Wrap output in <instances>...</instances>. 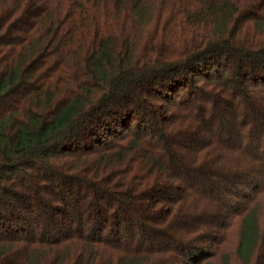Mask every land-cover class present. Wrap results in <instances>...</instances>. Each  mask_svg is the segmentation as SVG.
<instances>
[{
  "label": "trees",
  "instance_id": "1",
  "mask_svg": "<svg viewBox=\"0 0 264 264\" xmlns=\"http://www.w3.org/2000/svg\"><path fill=\"white\" fill-rule=\"evenodd\" d=\"M0 264H264V0H0Z\"/></svg>",
  "mask_w": 264,
  "mask_h": 264
},
{
  "label": "rangeland",
  "instance_id": "2",
  "mask_svg": "<svg viewBox=\"0 0 264 264\" xmlns=\"http://www.w3.org/2000/svg\"><path fill=\"white\" fill-rule=\"evenodd\" d=\"M149 1H152V0H149ZM139 27V28H138ZM133 30V29H132ZM140 32H141V29H140V25L139 26H137L133 31H132V36L133 37H136L137 35H139L140 34ZM138 33V34H137ZM237 231V229L235 228V229H233V231L231 232V236H233L232 238H231V241H230V243H229V246H228V251L229 250H232V251H234L235 250V248L234 247H236V240H237V238H240V231L238 232H236ZM238 241V240H237ZM234 248V249H233ZM227 251V252H228ZM231 252V251H230Z\"/></svg>",
  "mask_w": 264,
  "mask_h": 264
}]
</instances>
